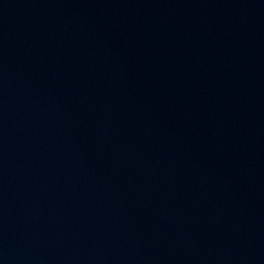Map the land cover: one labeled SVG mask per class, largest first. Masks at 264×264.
I'll use <instances>...</instances> for the list:
<instances>
[{
  "label": "water",
  "instance_id": "95a60500",
  "mask_svg": "<svg viewBox=\"0 0 264 264\" xmlns=\"http://www.w3.org/2000/svg\"><path fill=\"white\" fill-rule=\"evenodd\" d=\"M0 264H264V0H0Z\"/></svg>",
  "mask_w": 264,
  "mask_h": 264
}]
</instances>
